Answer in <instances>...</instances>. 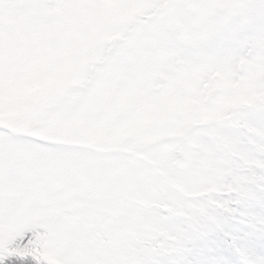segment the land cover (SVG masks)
<instances>
[{"label":"snow or ice","instance_id":"6c2138e0","mask_svg":"<svg viewBox=\"0 0 264 264\" xmlns=\"http://www.w3.org/2000/svg\"><path fill=\"white\" fill-rule=\"evenodd\" d=\"M0 264H264V0H0Z\"/></svg>","mask_w":264,"mask_h":264}]
</instances>
